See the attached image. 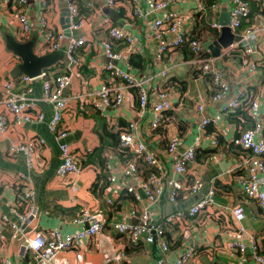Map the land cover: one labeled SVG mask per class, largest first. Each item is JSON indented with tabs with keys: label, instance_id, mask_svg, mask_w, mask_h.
<instances>
[{
	"label": "crops",
	"instance_id": "0c3cea01",
	"mask_svg": "<svg viewBox=\"0 0 264 264\" xmlns=\"http://www.w3.org/2000/svg\"><path fill=\"white\" fill-rule=\"evenodd\" d=\"M135 1L143 4L145 0ZM75 2L79 13L86 19L81 29L71 33L73 38L85 41V45L77 51L78 66H69L61 51V58L50 68V73L71 74L70 85L63 92L67 103L61 122L68 128L64 142L70 153L79 156L84 163L76 175H56L60 164L58 143L46 128L52 108L41 99L40 80L33 81L29 85L32 91L27 97L34 104L31 112L42 115L40 123L13 126L10 114L0 107V114L7 120L6 131L0 136V215L13 220L9 208L17 201V177L27 176L38 210L36 226L46 235L52 229L63 236L83 230L85 224L72 223L82 211L100 213L104 221L100 234L81 242L79 263L72 251H62L57 253L55 264H117L113 258L119 253L124 256L123 264H156L159 257L154 245H131L110 226L120 220L135 224L136 215L145 204L142 191L130 188L134 184L128 185L120 172L121 154L114 152L109 169L105 168L101 158L103 152L113 149L107 133L116 138L113 134L115 128L123 127L127 122H136L140 137L159 155L163 176L170 177L173 163V159L164 153L166 143L178 138L183 148L191 146L195 154L194 161L188 165L186 177H181L180 182L187 185L197 180L200 182L199 189L206 185L207 190L211 187L214 190V202L210 208L196 217L184 218L180 223L164 228L169 251L163 261H174L185 248L194 244L198 248L195 264H257L251 259L249 242L250 238L255 239L264 255V213L242 194L239 181L245 177L242 160L246 152L231 143L252 123L243 107L226 114L221 108L237 89L245 90L258 103L257 120L262 127L255 137H264V11L250 9L249 25L244 24L243 28L250 27L255 31L257 50L253 56H244L240 50L227 47L219 51L218 57H212L209 46L218 37L220 29L215 30L210 25L227 18L230 0H179L171 5V9L185 18L182 29L187 36L201 39L207 55L215 59L216 69L222 73L228 86L222 99L211 101L209 79L190 64L191 55L187 48L167 52L161 62L155 61L154 43L145 36L147 22H133L131 19L130 5L133 0H127L113 10H105L102 0ZM86 2L92 4V10H88ZM48 3V25L53 31H59L65 19L68 20L63 12L65 8L61 0H48ZM210 4L216 5L214 11L209 10ZM36 9L37 2L34 0L22 8L31 29L27 38L18 40L14 36L17 28L15 0H8L6 4L0 2V85L18 79L11 77L19 59L7 50L8 40L19 43L32 41L33 53L43 55L39 51L41 38L35 22ZM110 25L122 28L133 38L131 52L116 63L117 67L144 81L149 105L155 101L153 88L164 90L168 95L171 109L163 114V122L156 130H148L147 116L140 118L137 115L134 89L126 90L125 102L116 110L102 106L96 95L99 87L109 82V74L104 71L107 59L102 56L98 43L106 38V29ZM112 49L117 52L122 46L114 45ZM132 56H136L141 68L130 65ZM249 62L255 64L253 70L247 67ZM167 68L166 77H158L157 74ZM197 104H202L201 112L196 111ZM202 119L211 122L203 131L199 129ZM212 138L215 146L210 144ZM36 139H42L43 144L31 154L28 167L21 153L13 157L7 155L10 144L27 145ZM262 159L264 164V156ZM142 168L140 171L145 176L147 170ZM109 177H113L114 182H110ZM261 188L264 190V185ZM134 192L139 196L138 202L133 199ZM166 197L167 187H164L160 203L151 212L158 223L173 212L167 207ZM187 200H182L179 205ZM107 201L110 203L107 204ZM235 207L243 211L241 221L232 215ZM132 208L136 209L135 214H131ZM229 243H243L245 249L242 253L229 250ZM20 246L21 243L11 237L8 228L0 227V260H8L10 264H33L30 255Z\"/></svg>",
	"mask_w": 264,
	"mask_h": 264
},
{
	"label": "built area",
	"instance_id": "2783aa9c",
	"mask_svg": "<svg viewBox=\"0 0 264 264\" xmlns=\"http://www.w3.org/2000/svg\"><path fill=\"white\" fill-rule=\"evenodd\" d=\"M8 0H0L1 4H6ZM31 0H15L17 11L15 18L17 28L14 36L18 40L27 38L31 29L28 18L22 12ZM37 2V9L34 12L35 22L38 27V34L41 38L39 42V51L45 55L55 52L59 44L65 38L63 31H53L50 29L46 14L49 9L48 0H34ZM179 0H145L143 4L135 0L130 5V16L133 22H147L146 37L151 43H154V59L161 62L162 56L167 52L185 47L191 55L190 64L195 67L200 75L209 79L211 87V101L222 99L228 91V86L215 66V59L208 56L200 38L187 36L182 29V23L185 18L171 5ZM250 1L254 2L256 7L264 11V0H230L228 11L227 28L229 31L239 36L236 43L229 45L230 50H240L244 56L251 57L256 53L257 44L255 40L254 29L248 27L238 31L242 23L249 22ZM63 7L68 14V30L70 36L66 38L64 58L70 66H78L77 51L85 45L83 38H73L71 33L83 27L86 19L79 13L75 0H61ZM127 0H102L105 10H113L121 6ZM88 10H92V4L85 3ZM209 10L214 11L216 5L210 4ZM101 22H104L101 19ZM211 28L220 29L221 26L211 23ZM93 36V35H92ZM99 48L102 56L107 59L104 71L109 74V82L102 84L96 95L102 106L116 110L125 102V92L128 89L135 90V100L137 106V115L141 118L147 116L148 130H156L163 122V114L171 109L168 95L164 90L153 88L152 94L155 101L148 104V90L143 86L142 80H138L132 74L117 67L116 63L122 61L125 55L131 52L133 38L122 28L108 26L106 29V38L100 40ZM120 45L122 49L114 52L113 46ZM247 67L253 70L255 64L249 62ZM167 69H162L157 75L165 78ZM41 71L36 78L20 76L18 79L6 81L0 85V107L6 110L11 116L13 126L23 123H40L42 115L38 112H31L33 101L28 99L31 93L33 81L40 80L41 99L48 103L52 108V116L47 123V130L58 143V152L60 164L56 170L57 176L76 175L80 172L83 160L74 154H71L64 142L68 128L61 122L62 112L66 108V99L63 96L64 90L68 88L71 81V74L65 72L59 75L50 73L51 71ZM26 85V86H25ZM28 85V86H27ZM19 86L20 89L15 88ZM202 104L195 106L196 111H202ZM244 108L248 118L251 120V127L241 131V133L231 140L233 146L246 152L242 160L245 169V177L240 179V189L244 197L255 203L261 212L264 213V137L256 139V134L260 131L262 125L257 120L258 103L245 90L237 89L235 95L225 103L221 108L224 114ZM6 119L0 114V136L6 131ZM211 124L210 120L202 119L199 129L204 130ZM116 144L113 149H108L101 154L104 160L105 168H110V163L114 158V152L121 154L123 161L121 164V174L128 185L134 184L130 188H138L142 191L145 204L139 209L136 215L137 222L130 224L123 220L111 223L112 230L131 245L145 243L154 245L159 259L156 264H195L198 254L197 246L191 244L185 248L181 254L172 262L165 263L164 256L169 251L168 245L164 239V228L180 223L184 218H193L210 208L214 202V190L209 188L200 200L192 203L185 210L178 209L156 222L152 217V208L160 203L163 189L167 187L166 201L169 205L176 207L182 200L194 196L200 182L193 180L190 184L183 185L180 178H185L188 165L194 161L195 154L193 147H182L178 138L168 140L165 146V155L173 159L170 177L163 176V168L159 160V155L151 150L146 142L138 134L136 122H127L120 128H115ZM43 144L42 139H36L27 145L10 144L7 149L8 156L22 154L25 157L27 167L30 165L31 154ZM210 144L215 146L214 138ZM147 170L144 176L140 169ZM110 182H114L113 177H109ZM17 201H14L9 213L13 220L9 221L4 215H0V227H6L10 231L11 237L21 243L23 251L30 255L33 264H55L54 260L57 253L62 251H72L77 263L81 261L80 245L84 240L100 234L103 230L104 221L100 213H89L82 211L72 223L83 225V230L76 231L70 235H62L56 229L49 230L48 234L42 232L36 226L38 210L34 203V192L30 186L27 176L17 177L16 182ZM135 202L139 201V196L134 192ZM110 201H107L109 204ZM136 209L132 208L131 214H135ZM232 215L237 221L244 218L241 208L232 209ZM250 256L257 264H264V255L261 252L259 244L255 239L250 238ZM229 250L242 253L244 251L243 243H229ZM117 264H123L124 256L122 253L113 258ZM0 264H10L8 260H0Z\"/></svg>",
	"mask_w": 264,
	"mask_h": 264
},
{
	"label": "water",
	"instance_id": "95a60500",
	"mask_svg": "<svg viewBox=\"0 0 264 264\" xmlns=\"http://www.w3.org/2000/svg\"><path fill=\"white\" fill-rule=\"evenodd\" d=\"M65 17L68 19V14L66 10H63ZM228 14L227 18H222L218 20V25L221 26L219 30V35L215 39V41L209 46L210 54L212 57H218L219 51L221 49H226L232 43H236L239 40V36L232 34L227 28L228 23ZM61 30L63 31L64 39L59 44L58 51L59 52H51L42 56H36L33 51V42H14L12 40L7 41V50L13 53L18 59L19 64L14 68L11 77L17 78L20 76H25L28 78H36L40 75L41 71L50 69L53 65H55L61 58L60 52L65 50V42L66 38L70 36V32L68 30V20L65 19V23L61 26ZM207 192L206 185H204L198 192L189 198L184 204L173 207L171 205H167L172 211L183 209L184 207H188L194 202L200 200L203 196H205Z\"/></svg>",
	"mask_w": 264,
	"mask_h": 264
},
{
	"label": "trees",
	"instance_id": "16d2710c",
	"mask_svg": "<svg viewBox=\"0 0 264 264\" xmlns=\"http://www.w3.org/2000/svg\"><path fill=\"white\" fill-rule=\"evenodd\" d=\"M250 9H257L256 5L254 2H251L250 1ZM249 25V22H246V23H242L238 29V31H242L244 30L243 28L245 27V25ZM185 48V47H183ZM130 65L133 66L134 68H141V64H139V60H137L136 56H132L130 57ZM44 71H47V70H44ZM48 71H51V69H48ZM246 113V112H245ZM107 135L110 137L111 139V145L114 146L116 144V138L114 136H111L110 134L107 133ZM115 138V139H114ZM115 140V141H114ZM103 148V144L100 146L99 148V154L101 152ZM84 163V162H83ZM83 165V164H82ZM133 200V199H132Z\"/></svg>",
	"mask_w": 264,
	"mask_h": 264
}]
</instances>
